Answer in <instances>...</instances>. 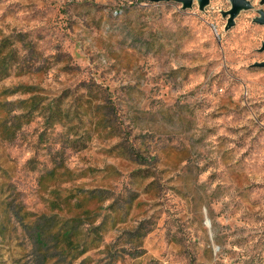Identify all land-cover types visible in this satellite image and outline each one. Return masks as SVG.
<instances>
[{"label":"rangeland","instance_id":"rangeland-1","mask_svg":"<svg viewBox=\"0 0 264 264\" xmlns=\"http://www.w3.org/2000/svg\"><path fill=\"white\" fill-rule=\"evenodd\" d=\"M249 1L0 0V264H264Z\"/></svg>","mask_w":264,"mask_h":264},{"label":"water","instance_id":"water-1","mask_svg":"<svg viewBox=\"0 0 264 264\" xmlns=\"http://www.w3.org/2000/svg\"><path fill=\"white\" fill-rule=\"evenodd\" d=\"M152 1L155 2L174 1L180 3L182 9H187L192 6L194 0H152ZM196 1L199 10H203L204 7L209 3V0H196ZM229 2H230V8L227 11L222 12V15L227 18V27L233 26L234 18L238 15V13L241 10L251 8V4L249 0H229ZM262 2H264V0H262ZM254 21L256 23L264 25V11L259 10L258 16L254 19ZM263 50H264V42H262L261 47L259 48V51H263ZM253 65L258 67H264V61L255 62Z\"/></svg>","mask_w":264,"mask_h":264}]
</instances>
